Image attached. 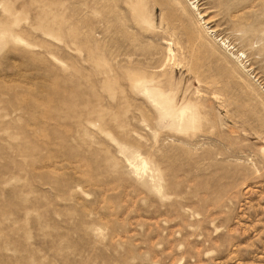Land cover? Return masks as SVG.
I'll use <instances>...</instances> for the list:
<instances>
[{
	"label": "rangeland",
	"instance_id": "374dc122",
	"mask_svg": "<svg viewBox=\"0 0 264 264\" xmlns=\"http://www.w3.org/2000/svg\"><path fill=\"white\" fill-rule=\"evenodd\" d=\"M0 264H264V0H0Z\"/></svg>",
	"mask_w": 264,
	"mask_h": 264
},
{
	"label": "bare ground",
	"instance_id": "6f19581e",
	"mask_svg": "<svg viewBox=\"0 0 264 264\" xmlns=\"http://www.w3.org/2000/svg\"><path fill=\"white\" fill-rule=\"evenodd\" d=\"M206 29V28H205ZM210 33V32H209ZM208 33V34H209ZM216 41V40H215ZM222 41V40H221ZM220 40L218 41L219 42V45H220V47H222V49H224L225 51L228 49V46H226V44H225V41L223 42H221ZM169 46V45H168ZM170 55H172V52H171V49L170 48H168V56H170ZM232 56V55H231ZM172 57V56H171ZM234 58V60L235 61H237V62H239V57L236 55V56H234L233 57ZM169 59V58H168ZM240 63V62H239ZM136 84H142V83H139V82H136ZM143 165L145 166V163H143Z\"/></svg>",
	"mask_w": 264,
	"mask_h": 264
}]
</instances>
